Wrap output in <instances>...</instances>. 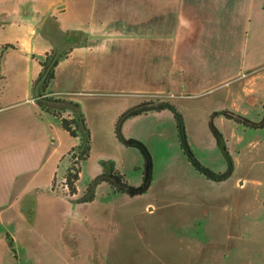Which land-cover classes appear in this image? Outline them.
<instances>
[{"label": "crops", "instance_id": "0c3cea01", "mask_svg": "<svg viewBox=\"0 0 264 264\" xmlns=\"http://www.w3.org/2000/svg\"><path fill=\"white\" fill-rule=\"evenodd\" d=\"M75 2L0 0V29L12 33L4 43L14 44L15 48L9 50L22 52L27 65L23 81L15 86L16 92L8 93L5 90L9 82L1 75L0 65L1 80H4L0 86V237L8 231L14 235L13 243H17L11 230L13 223L25 222L28 212H37L42 204L47 205L60 197L54 189V180L63 159L80 140L81 130L78 137L70 136L56 116L38 105L34 92V81L42 71L36 57L51 50L55 55L58 53L54 39L44 28L46 23L54 24L61 32L90 34L99 31L94 23V5L92 16L80 21L74 12ZM154 2L147 0L146 3L153 6ZM185 11H179L182 21L187 19ZM235 14L242 20L244 33L238 62L214 75V79L208 76L207 87H203L205 91L195 94L198 98L211 95L209 99L202 98L199 107L190 110L194 128L199 122L200 128L207 129V135L198 140V135L194 137L192 133L189 139L196 155L206 165L204 167L214 173H224L227 156L232 162V170L225 178L216 179L196 169L180 147L172 110L145 109L149 102L140 99L139 92L151 91V87L138 88L135 99H131L123 117H119H122L124 143L131 144L140 139L142 135L135 127L133 129L140 119L146 123L141 128L143 134L155 130L158 136L160 124L153 122L167 121L166 132L170 140L164 158H157L154 176L144 192L132 194L126 190L104 189L100 195L98 202L106 211L130 207L136 208L140 216L153 217L138 228L137 239L130 244L132 251L115 255L117 264L224 262L235 207L245 202L246 184L255 180L254 176L264 175V0L239 3L232 0L231 19ZM4 43L0 42V45ZM104 43L99 38L95 43L74 45L59 57L62 59L59 63L67 65L74 60L80 66L76 71L82 73L83 78L76 81L82 83L73 85L70 79L60 83L57 63L54 79L45 91L48 99L39 98L41 102L68 117L77 115L73 110L76 105L85 117L80 96L96 95L105 89L106 77L101 66ZM185 97L177 98L179 107L183 106ZM66 135L69 139L63 142ZM145 164L144 158V167ZM120 175V172L114 175L115 181H119ZM80 178L81 171L78 181ZM254 183L258 187L262 185L259 181ZM93 194L94 190L85 202L91 203ZM252 202L258 207L264 205V190L255 192ZM4 242L6 244V239Z\"/></svg>", "mask_w": 264, "mask_h": 264}, {"label": "rangeland", "instance_id": "374dc122", "mask_svg": "<svg viewBox=\"0 0 264 264\" xmlns=\"http://www.w3.org/2000/svg\"><path fill=\"white\" fill-rule=\"evenodd\" d=\"M146 2L76 0L74 12L80 21L92 16L94 5V23L99 27L96 33L61 32L54 24L46 23L44 28L58 50L54 57L57 63L62 60L59 57L74 45L95 43L99 38L105 41L101 61L102 74L106 77L105 89L96 95L80 96L91 131L90 158L87 162H75L85 143V134L81 131L79 147H73L65 156L54 180V189L60 197L47 205L42 204L37 212H28L25 222L13 223L11 230L17 239L13 250L7 243L14 239V235L8 231L1 233L0 264H117L115 255L118 257L132 251L130 244L137 239L138 228L153 217L140 216L136 208L130 207L106 211L99 199L104 189L118 191L120 185L114 175L119 172L129 185L142 183L145 169L143 147L152 160L151 181L157 158H164L168 151L170 135L166 132L167 121L163 119L153 122L160 124V136L155 130L143 134L141 128L146 123L142 119L134 123L133 129L135 127L142 135L137 141L143 147L137 142L126 144L123 141L122 114L131 99H135L138 88L151 87V91L139 92L140 99L149 102L145 109L168 108L181 115L187 141L198 158L190 137L193 133L199 140L207 135V129L200 128L199 122L194 128L190 110L199 107L198 102L211 95L198 98L195 94L205 91L208 76L214 79V75L223 69L237 64L244 36L242 20L236 14L231 19L232 0H155L154 7ZM180 9L183 12L186 9V20L180 19ZM203 18L206 20H201ZM10 36L9 30L0 29L1 43ZM0 65L1 75L9 82L5 92H12L25 76L27 65L23 53L8 50ZM79 67L74 60L67 65L59 63L58 81L70 79L78 86L82 82L76 80L81 78L82 81L83 78L82 73L76 71ZM52 68L53 62L43 76L34 81L36 94L39 83ZM1 75L0 86L4 84ZM181 96L186 97L183 106L179 107L176 100ZM73 110L80 117L79 107L75 105ZM174 127L179 139L177 125ZM67 139L68 135L63 142ZM72 166L81 171V178L76 182L78 194L75 195L69 193L65 179L67 168ZM113 169L116 170L111 171ZM253 179L246 184L245 202L238 204L231 216V237L222 264H264V205L259 203L262 207H258L252 202L255 192L264 190V175ZM255 181L262 185L258 187ZM93 190L94 199L91 203L85 202Z\"/></svg>", "mask_w": 264, "mask_h": 264}, {"label": "trees", "instance_id": "16d2710c", "mask_svg": "<svg viewBox=\"0 0 264 264\" xmlns=\"http://www.w3.org/2000/svg\"><path fill=\"white\" fill-rule=\"evenodd\" d=\"M13 48H15V45L12 43L8 42V43L1 44L0 45V60L3 54L7 50L13 49ZM54 57H55V54L53 50L46 53L44 56L36 57V60L38 61L42 69V71L40 72L38 76L39 78L43 76V72L53 62V68L48 71L47 75L40 83V87L37 92V97H38L37 103L43 110L56 116L59 119L61 126L69 133L70 136L76 138L79 136L80 130L84 132L85 143H84V146L80 149V152L77 154V157L75 159V162L81 163L89 157L90 149H91V145H90L91 144V134H90L89 127L86 125L85 117L81 114H80V117L78 115L72 116V117L64 116L60 111H57L49 106H46L45 104L41 102V99L42 100L48 99V97L45 96V91L48 89V87L50 86L55 76L54 68L57 64V60L55 59L54 61ZM172 112L174 114V118L176 120V125L178 128L179 144H180V147L183 153L186 155L188 161L196 169L207 174L210 177H214L216 179H222V178H225L227 175H229L230 171L232 170V162L227 156H226L227 170L224 173H214L213 171H211L210 169L202 165V163L198 160V158L193 153L187 141L181 115L178 114L176 111L172 110ZM137 143H139L142 146V143H140V141H137ZM143 148L144 149H142L143 150L142 153H143V156L145 157V161L147 164H145L146 167L144 169L142 183L136 187L130 186L123 179V176L120 175L118 176L119 178L118 183L120 184V187H117L118 190H126L132 194H137V193L144 192L149 187L150 181H151V174H152V160H151V156L149 152L147 151V149L145 147ZM79 173H80L79 167L74 168L72 166V167L67 168L65 179H66V185L69 187L70 194L76 193V182L78 181ZM7 245L11 250H13V242L11 240L8 241Z\"/></svg>", "mask_w": 264, "mask_h": 264}]
</instances>
